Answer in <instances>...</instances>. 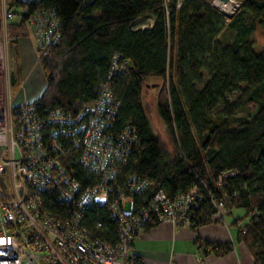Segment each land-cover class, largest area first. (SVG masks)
I'll use <instances>...</instances> for the list:
<instances>
[{
	"label": "trees",
	"instance_id": "1",
	"mask_svg": "<svg viewBox=\"0 0 264 264\" xmlns=\"http://www.w3.org/2000/svg\"><path fill=\"white\" fill-rule=\"evenodd\" d=\"M237 1L227 18L207 0H184L179 7L176 0H7L14 16L16 7L24 10L8 25L11 81L16 91L23 80L18 42L29 35L30 14L52 10L60 36L39 58L46 86L33 101L37 112L75 114L95 102L108 81L118 105L107 128L113 134L128 126L136 134L118 181L133 173L151 180L137 202L158 189L174 197L198 187L192 229L211 222L216 201L229 215L242 210L232 220L236 239L253 264H264V43H256L264 32V0ZM147 17L150 27H135ZM148 79L159 81L155 111L163 137L143 103ZM75 170L83 179V170ZM226 172L234 174L220 183ZM86 218L89 225L101 223L96 232L103 239L117 242V223L106 206L90 208ZM207 243L222 253L232 248Z\"/></svg>",
	"mask_w": 264,
	"mask_h": 264
},
{
	"label": "built area",
	"instance_id": "2",
	"mask_svg": "<svg viewBox=\"0 0 264 264\" xmlns=\"http://www.w3.org/2000/svg\"><path fill=\"white\" fill-rule=\"evenodd\" d=\"M183 1L176 0V7ZM12 17L4 2L0 27V264H135L130 254L134 236L144 233L154 220L189 225L201 198L199 189L192 186L174 197L158 189L146 202H137L136 195L147 190L151 180L133 173L122 183L118 181V169L136 134L128 126L113 134L107 128L118 105L108 81L101 85L95 102L75 114L55 109L40 115L33 102L15 103L6 31ZM28 21L40 56L46 55L60 36L55 13L38 9ZM76 167L83 170V179L76 176ZM233 174L219 175V182ZM128 202L131 209L127 212ZM214 205L221 215L222 201ZM100 206H106L117 223L114 244L96 232L100 222L92 226L86 220V212Z\"/></svg>",
	"mask_w": 264,
	"mask_h": 264
},
{
	"label": "crops",
	"instance_id": "3",
	"mask_svg": "<svg viewBox=\"0 0 264 264\" xmlns=\"http://www.w3.org/2000/svg\"><path fill=\"white\" fill-rule=\"evenodd\" d=\"M31 27L29 26V33ZM32 32V30H31ZM23 80L15 92V103L33 102L43 93L46 80L35 56V38L21 37L18 42ZM29 78L25 80V76ZM237 211V212H236ZM243 211L225 214L229 219L212 216L211 222L192 229L189 225L160 222L142 234L135 235L131 245V258L140 264H253L246 246L236 239L237 228L232 225ZM196 238L202 240L201 245ZM209 242H229L232 248L221 252Z\"/></svg>",
	"mask_w": 264,
	"mask_h": 264
},
{
	"label": "rangeland",
	"instance_id": "4",
	"mask_svg": "<svg viewBox=\"0 0 264 264\" xmlns=\"http://www.w3.org/2000/svg\"><path fill=\"white\" fill-rule=\"evenodd\" d=\"M207 1H209L210 4H212V2H214V0H207ZM235 1L237 2L238 5H237V8L232 13H234L239 7V2L237 0H235ZM4 2H5L6 7L9 8L7 5V0H0V27H1L2 11L4 10ZM213 6L216 7L215 5H213ZM216 8L221 12V10L218 7H216ZM14 11H15V13H14L15 16L13 15V17L11 18V20H13V21L18 20L20 18V15L22 13H24L23 8H20V7H16L14 9ZM222 14L225 17H227L224 13H222ZM152 23H153V19L147 17V19H143V20L139 21V23L135 27L142 28V29L148 28L152 25ZM31 30H32V28H31ZM31 30L29 33V37L33 39V31L31 32ZM6 31H7V37L9 40V29L6 28ZM0 32H1V34H3L1 28H0ZM34 38H35V35H34ZM256 43H260V44L264 43V32H258L257 33ZM8 49H9V57H10V40H9V44H8ZM35 56H36L37 62L39 63L40 50L37 47L36 39H35ZM1 60H2V58H1V43H0V62H1ZM10 70H11V66H10ZM10 76H11V74H10ZM27 78H29L28 75L25 76V80ZM158 82L159 81H157L156 79H148L146 87H144V89H143L142 97H143V103H144V106L146 108V111H147L148 117L150 119V123L152 125L153 130L155 132H157L158 134H160V136L163 137L165 135L164 126H163V123L161 122V120L159 119V117L155 111V100H156L157 88H158V84H159ZM130 209H131V203L128 202L125 205V210L128 212V211H130ZM225 214H227L226 211L222 210V214L219 215L218 218L222 219ZM225 218L229 219V216L225 215Z\"/></svg>",
	"mask_w": 264,
	"mask_h": 264
},
{
	"label": "bare ground",
	"instance_id": "5",
	"mask_svg": "<svg viewBox=\"0 0 264 264\" xmlns=\"http://www.w3.org/2000/svg\"><path fill=\"white\" fill-rule=\"evenodd\" d=\"M215 6L218 7L222 13L231 14L237 8L235 0H215Z\"/></svg>",
	"mask_w": 264,
	"mask_h": 264
},
{
	"label": "water",
	"instance_id": "6",
	"mask_svg": "<svg viewBox=\"0 0 264 264\" xmlns=\"http://www.w3.org/2000/svg\"><path fill=\"white\" fill-rule=\"evenodd\" d=\"M232 14H233V13H231V14H228V15H227V14H225V15L227 16V18H229V17H231V16H232Z\"/></svg>",
	"mask_w": 264,
	"mask_h": 264
}]
</instances>
